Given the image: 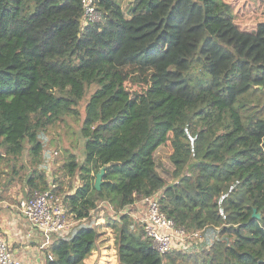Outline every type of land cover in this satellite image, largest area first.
<instances>
[{
    "label": "trees",
    "instance_id": "16d2710c",
    "mask_svg": "<svg viewBox=\"0 0 264 264\" xmlns=\"http://www.w3.org/2000/svg\"><path fill=\"white\" fill-rule=\"evenodd\" d=\"M237 1L135 0L127 17L124 0H96L102 17L83 26L82 0H0V172L27 153L31 192L51 187L36 168L46 128L79 119L89 94L84 153L64 163L80 184L54 187L79 222L48 264L97 249L101 202L119 214L114 264H264V21L241 27ZM156 193L199 244L161 254L121 212Z\"/></svg>",
    "mask_w": 264,
    "mask_h": 264
},
{
    "label": "built area",
    "instance_id": "2783aa9c",
    "mask_svg": "<svg viewBox=\"0 0 264 264\" xmlns=\"http://www.w3.org/2000/svg\"><path fill=\"white\" fill-rule=\"evenodd\" d=\"M83 17L82 24L97 22L102 13L97 7L96 0H82ZM55 185L33 193L20 202V208L25 215L32 232H39L44 236L45 243L51 244L57 235L66 234L76 224L77 220L69 218L64 196L54 191ZM102 203V202H101ZM135 209L134 217L143 225L145 235L148 236L155 249L164 254L177 245H184L199 236L198 231H189L183 226H178L173 218L168 217L161 209L160 194L143 196L135 203L123 209V213H130ZM92 210L91 219H94ZM89 218L80 221L88 222ZM48 259L52 254L48 253ZM0 264H27L23 259L16 256L10 249L7 240L0 234Z\"/></svg>",
    "mask_w": 264,
    "mask_h": 264
},
{
    "label": "rangeland",
    "instance_id": "374dc122",
    "mask_svg": "<svg viewBox=\"0 0 264 264\" xmlns=\"http://www.w3.org/2000/svg\"><path fill=\"white\" fill-rule=\"evenodd\" d=\"M134 1L135 0H124L123 2V9L127 17L131 15V7ZM242 5L246 7L243 8ZM240 8H242V13L245 10L251 15V17L247 19L246 17L249 16L248 14L243 17H240V14L237 16L241 27L253 18H255V22L264 21V0H238L236 2V9ZM88 97L89 94L79 106V119L65 117V120H58L55 124L46 128L44 156L41 157V164L39 162L36 165L39 172H42V170L46 172V178L50 184L57 186L62 183L64 186L63 190L65 191H67L69 185L73 184V186L76 187L80 184V179L77 176L71 178V175L67 173L64 163L69 153H75L78 158H82V153H84V143L80 136V128L84 120L85 106ZM28 155L29 154L25 153L24 156L19 158L15 169L17 171L16 174L11 165L7 163L2 165L0 172V191L5 187H11V189L12 187H15V189H10V191H13L14 193L18 191L23 192V196L26 198L33 193L27 186V179L30 174H32L33 169L31 164L33 156ZM60 194L64 196L65 192H61ZM98 207L99 209L94 212L95 218L90 221L92 223L94 222V225L100 231V236L97 241V250H101V245L106 244L108 245L109 250L115 253L116 248L114 246L112 223L116 219L115 217H117V219L119 218V214L114 213L116 211L112 205H110L111 209L109 208V210L102 205V203H99ZM132 214L133 218H135V209ZM69 218L72 219L71 214H69ZM193 242V244H199L200 240H193ZM179 246L180 245H177V247ZM86 259L84 260V263L86 262Z\"/></svg>",
    "mask_w": 264,
    "mask_h": 264
},
{
    "label": "crops",
    "instance_id": "0c3cea01",
    "mask_svg": "<svg viewBox=\"0 0 264 264\" xmlns=\"http://www.w3.org/2000/svg\"><path fill=\"white\" fill-rule=\"evenodd\" d=\"M10 189L5 187L0 191V234L7 240L11 251L27 264H48L47 251L50 244L43 246L44 236L31 231L20 208L21 200L26 198L24 193H14ZM101 248L94 250L84 264H114L115 253L106 244L101 245Z\"/></svg>",
    "mask_w": 264,
    "mask_h": 264
},
{
    "label": "water",
    "instance_id": "95a60500",
    "mask_svg": "<svg viewBox=\"0 0 264 264\" xmlns=\"http://www.w3.org/2000/svg\"><path fill=\"white\" fill-rule=\"evenodd\" d=\"M103 173H104V169L102 168V169L96 174L95 187H96L97 189H100V188H101V183H102V176H103ZM253 216L259 218V217H260V212H257L256 209H254Z\"/></svg>",
    "mask_w": 264,
    "mask_h": 264
}]
</instances>
